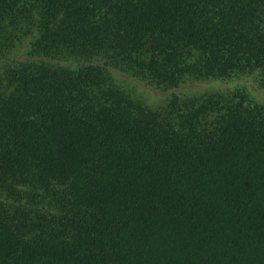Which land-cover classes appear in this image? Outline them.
I'll return each mask as SVG.
<instances>
[{"label":"trees","instance_id":"1","mask_svg":"<svg viewBox=\"0 0 264 264\" xmlns=\"http://www.w3.org/2000/svg\"><path fill=\"white\" fill-rule=\"evenodd\" d=\"M113 70L264 91V0H0V264H264V98Z\"/></svg>","mask_w":264,"mask_h":264},{"label":"rangeland","instance_id":"2","mask_svg":"<svg viewBox=\"0 0 264 264\" xmlns=\"http://www.w3.org/2000/svg\"><path fill=\"white\" fill-rule=\"evenodd\" d=\"M22 51L23 49L19 51V55H16V60L21 59ZM113 76L118 84L124 85V88L130 91L136 99L154 110L166 107L173 96L197 97L236 89L244 90L254 102H261L264 98V91L259 86L255 73L234 74L226 78H187L177 87L169 89L156 87L147 79L133 77L121 71L113 70Z\"/></svg>","mask_w":264,"mask_h":264}]
</instances>
